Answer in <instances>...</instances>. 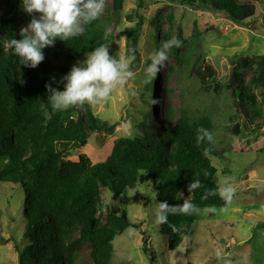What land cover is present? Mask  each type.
<instances>
[{
    "label": "trees",
    "instance_id": "obj_1",
    "mask_svg": "<svg viewBox=\"0 0 264 264\" xmlns=\"http://www.w3.org/2000/svg\"><path fill=\"white\" fill-rule=\"evenodd\" d=\"M122 1L113 0L115 20L120 16ZM179 1L221 13L237 26L248 29V19L256 11L251 1ZM258 1L264 6V0ZM17 16V13L0 16V161L3 162L0 182L20 184L24 196V236L29 242L19 252V264H76L74 250L83 242L90 246L92 264H109L112 241L129 227V222L124 209L115 213L107 208L101 218V188L116 195H126L128 189L143 182L147 176L159 202L176 205L188 199L199 208L227 205L218 195L211 194L219 188L214 180L217 170L210 160L213 143L205 141L198 145L196 141L200 128L213 133L214 124L208 114L190 120L182 111L175 117L167 105L157 130L146 114L140 122V126L151 129L158 140L137 134L118 137L113 141L109 156L102 162L93 163L85 154H80L76 160L62 161L57 144L71 143L82 147L90 132L111 133L114 129V124L99 120L88 104L81 105L83 113L77 106L53 111L45 88L55 78L56 83L52 86L63 90L59 82L69 71L64 66H56V61L78 60L107 42L104 22L99 17L79 38L57 39L53 46L42 50L44 60L36 68H30L19 64L8 47L9 40L22 38V31L17 28ZM27 20L30 22L28 15ZM142 24L143 17L140 16L125 30L134 58L139 54ZM176 30V38L182 44V31L179 26ZM169 39V32H160L156 49ZM170 50L177 59V47ZM253 66L251 57L238 56L232 61L224 83L216 80L215 71L209 65H193V69L204 89L211 87L214 93L227 90L231 94L236 109L228 117L226 129L230 136L244 145L252 133L254 147L264 151V89L260 99L248 93L242 75V70ZM148 82L153 85L154 78ZM146 90L151 95L148 102L152 104L159 90L155 88L152 93L148 84ZM164 90L167 94L168 90ZM197 179L201 187L189 192L188 185ZM195 219L196 214L169 215L166 223L159 224L169 250L191 238ZM147 251L143 247V252Z\"/></svg>",
    "mask_w": 264,
    "mask_h": 264
},
{
    "label": "rangeland",
    "instance_id": "obj_2",
    "mask_svg": "<svg viewBox=\"0 0 264 264\" xmlns=\"http://www.w3.org/2000/svg\"><path fill=\"white\" fill-rule=\"evenodd\" d=\"M240 1L255 4V14L248 19L249 29L237 26L221 13L182 4L179 0H123L120 16L115 20L114 2L105 0L100 17L107 37L104 45L109 54L132 57L125 30L141 16L139 54L130 63L133 76L126 85L116 88L108 100L89 105L99 120L114 124L113 131L90 132L82 147L71 143L57 144L62 161L76 160L80 154H85L93 163L102 162L109 156L113 141L118 137L137 134L158 140L152 130L140 126V122L146 114L157 130L168 105L175 117L182 111L190 120L203 114L210 115L214 124L210 160L217 170L214 180L218 187L227 183L235 190L230 204L199 208L191 238L169 250L166 237L155 222L159 201L147 176L143 182L128 189L126 195H116L101 188V218L107 208L115 213L124 209L129 222V227L112 241L109 264H264V151L254 147L252 133L244 145L230 136L226 129L228 117L236 109L231 94L227 90L214 93L211 87L204 89L193 69V65H209L215 71L216 80L224 83L232 61L238 56L251 57L254 66L242 70V75L248 93L260 99L264 89V6L258 0ZM13 13L18 14L17 28L22 31L29 22L20 0H0V16ZM177 26L184 39L177 48L178 58L169 50L166 67L154 77L152 85L144 78L148 57L156 50L160 32H169L170 39L176 38ZM84 59L86 55L74 61L60 59L54 64L70 71L74 64ZM147 84L152 93L155 88L159 90L152 104L148 102L151 95L146 93ZM76 108L83 113V106ZM2 168L0 161V170ZM10 184L0 182V264H19V252L29 242L24 236L23 192L20 184ZM143 247L147 253L143 252ZM217 248H223L222 259L216 257ZM89 253V244L81 243L74 250L76 264H92Z\"/></svg>",
    "mask_w": 264,
    "mask_h": 264
},
{
    "label": "clouds",
    "instance_id": "obj_3",
    "mask_svg": "<svg viewBox=\"0 0 264 264\" xmlns=\"http://www.w3.org/2000/svg\"><path fill=\"white\" fill-rule=\"evenodd\" d=\"M21 9L30 17V22L21 32V39H11L8 47L12 55L18 58L19 64L36 68L43 60V49L53 46L57 39L69 41L79 38L87 32V28L97 21L105 9V0H20ZM181 41L175 37L164 42L148 57L149 62L144 69L145 81H150L166 67L169 50L179 48ZM134 57L109 54L105 45L86 53V59L78 61L64 75L60 82L63 90L53 87L56 83L45 85L48 103L53 111H65L69 108L88 104L98 105L110 98L114 90L126 85L133 76L130 63ZM197 144L207 141L214 143L211 131L197 130ZM208 155V150H204ZM201 187L199 179L188 185L189 192ZM231 184H225L211 194L218 195L226 204H230L234 195ZM206 198V196H205ZM199 207L185 199L182 204L169 205L166 201L158 202L155 209V222L166 223L169 215L198 214ZM217 259L223 258V248L216 249Z\"/></svg>",
    "mask_w": 264,
    "mask_h": 264
}]
</instances>
